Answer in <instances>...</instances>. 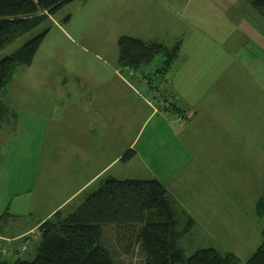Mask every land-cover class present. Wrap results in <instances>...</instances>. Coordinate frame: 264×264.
<instances>
[{
	"label": "rangeland",
	"instance_id": "374dc122",
	"mask_svg": "<svg viewBox=\"0 0 264 264\" xmlns=\"http://www.w3.org/2000/svg\"><path fill=\"white\" fill-rule=\"evenodd\" d=\"M125 1L74 0L0 51L1 58L45 31L32 62L15 68L4 93L9 110L20 114V125L15 132L11 125L5 134L0 130V216L6 210L21 212L26 218L23 222L13 215L7 218L0 245L24 243L16 235L42 214L43 208L35 210L38 203L45 205L38 200V192L44 188L36 186L37 180L40 183L55 168L54 177L65 181L62 191L69 193L99 171L116 151L121 156L132 148L136 153L97 175L68 208L80 203L105 177H155L181 199L180 204L195 219L192 230L178 240L183 255L212 246L244 261L264 238L263 217L257 211L258 199L264 200V18L247 0L133 2L143 5L140 13L131 10V16L136 22L157 18L166 45L178 36L187 53L189 46L195 49L196 73L205 76V84L195 90L199 104L213 97L230 116L244 117L250 136L242 139L227 130L222 134V149L215 151L208 147L207 134L196 126L181 143L177 131L191 115L184 116V121L182 115L173 112L169 118L165 111L170 102L161 91L171 87L162 83L165 76L154 73L159 56L140 71L119 65V29L114 24L109 29L112 20L105 24L100 19L107 20L112 8L120 15ZM92 91L97 93L93 98ZM89 96L91 100H87ZM93 100H103L101 119L109 120V129L116 124V130L91 137L88 151L78 153V138L91 125ZM200 106L207 109L211 105ZM237 139L241 147L236 149ZM92 141L96 148L89 151ZM80 143L84 147V138ZM217 162L223 170L221 177ZM51 163L56 166L48 168ZM61 193L48 196L46 203L57 201ZM30 208L36 212L34 216L25 212ZM183 225L180 216L178 227ZM35 231L22 234L34 236ZM101 242L115 264H142L137 243L129 253L119 250L113 226L102 228Z\"/></svg>",
	"mask_w": 264,
	"mask_h": 264
},
{
	"label": "trees",
	"instance_id": "16d2710c",
	"mask_svg": "<svg viewBox=\"0 0 264 264\" xmlns=\"http://www.w3.org/2000/svg\"><path fill=\"white\" fill-rule=\"evenodd\" d=\"M74 0H0V51L17 38L37 26L46 16L55 14ZM264 18V0H247ZM45 31L27 39L13 52L0 58V114L9 111L2 96L17 66L29 65L39 48ZM119 65L135 71L150 66L159 56L154 73L164 77L177 58L180 39L172 45L157 40H142L129 35L117 38ZM151 80L150 77H147ZM169 100L168 111L174 112L175 99ZM165 109V110H166ZM176 112L179 115L186 114ZM134 154L129 148L120 159ZM264 200L257 201V211L263 217ZM12 216L4 211L0 223ZM184 225L179 228V217ZM190 215L179 213L164 184L152 178L105 177L100 185L89 192L71 211L40 221L36 234L16 235L25 248L6 256L0 254V264H115L110 251L101 242L104 226H113L116 245L129 253L134 243L142 254V264H264V238L244 260L231 251L219 252L214 247H199L183 255L178 240L192 227ZM16 247V246H14Z\"/></svg>",
	"mask_w": 264,
	"mask_h": 264
},
{
	"label": "crops",
	"instance_id": "0c3cea01",
	"mask_svg": "<svg viewBox=\"0 0 264 264\" xmlns=\"http://www.w3.org/2000/svg\"><path fill=\"white\" fill-rule=\"evenodd\" d=\"M85 1L86 0H84V2ZM155 1L158 5H160V3L157 0H155ZM133 2H134V0L125 1L123 11L120 12V15L116 14V13L114 14L113 11H116L115 8L109 9L112 11H110L109 15L105 16L107 20L100 19V21L102 23L108 24V21L110 22L112 20L110 28L108 25L107 26L109 29H113V24H114L115 25L114 29H119L118 30L119 32L117 34L118 36L124 34V35L137 37V38H140L142 40H157V41L164 43V40H163L164 38L159 34L160 28L162 27V25L157 20V18L152 19V21L138 20L136 22L134 17L131 16V10L136 9V11H137L136 13H140V11L142 9V5H143L142 3H138L140 1H138L136 3H133ZM144 6L146 7V9L148 8L147 5H144ZM91 7H92V5H91ZM154 7L157 8V6H154ZM119 25H121V27H119ZM149 33H151V35H153V36H149ZM144 35H146V36H144ZM178 39H180V43H181L179 54H178L177 58L174 60V62L172 63L169 71L166 73L165 78L161 79L162 83H164L165 87H171V89L170 90L162 89L161 92L163 93V95H165L167 97H169V96L174 97V99H175L174 100L175 101V105H174L175 107L173 108L174 112L179 113V112L186 111L188 109L192 110L191 117L186 122V125L184 124L183 127H180L182 129L179 128L180 130L179 129H178V131L176 130L178 135L180 134V136H181L180 137L181 143L185 142L186 140L189 139V137H191V133H192L191 131L194 130L193 126L201 128V131H203V133L207 134V137L209 139V143H208L209 146L208 147L210 148V150L215 149V151H220L222 149V142L224 139V136L222 134L225 133L227 130H231L233 134L237 135V137H238V135H241L242 139H244V137L246 135L250 136V133H248V131L246 132V130H245L246 125H245V119H243L244 117L240 119L234 115L230 116L229 111L226 108H223V106L218 101H216L215 98L213 99V97H210L209 99L200 100L201 101L200 104H199L198 98H194L195 93H196L195 90L197 89V87L199 85L205 84V76L203 73H196L197 67H196L195 56L197 54H195V49H193L189 46V50L187 53V50L185 49L186 44H184L183 40L181 42L180 37H178V36L174 37L172 43ZM172 43L169 45H172ZM124 84L126 86H128L126 83H124ZM5 95L6 94H4L2 96V102L9 109H11L9 107L10 104L5 99V97H6ZM91 95L93 98L95 95H97V93L96 92L94 93L92 91ZM190 97H192V99H190ZM92 98L89 96L87 98V100H91ZM103 100H105V99H103ZM102 101L98 102V101L93 100V105L91 107L92 112L89 113L92 115L91 121L89 122V123H91V125L84 128V131H83L81 137L78 138V142L75 146L76 152H78V153L79 152L84 153V151H88V150H86V147L88 148V146L90 144L91 137H94L95 135L98 137L102 136V135L106 136L108 131H109V135H110L111 131L116 130V124L114 125L113 129H111L112 127L109 129V127H110L109 120L107 121L106 118L101 119L103 117V116H101L102 107H103ZM200 105H211V106L208 107L207 109H205ZM165 111H167L169 113V115H170L169 118H171V116L172 117L174 116V114H172L173 112L168 111V110H165ZM19 116H20V114L17 113V111L14 109H13V111L11 110L9 113L6 112L3 114H0V130H5V132H4V134H5L11 125V129H12L11 131L15 132L17 126L20 125V117ZM82 138H84V147L82 146V148H81L80 140ZM241 141H243V140H241ZM92 143H93V141H92ZM239 147H241V146H239L238 139H237L236 149ZM95 148H96V145L93 143V147H92V149H89V151H94ZM206 148H207V146H206ZM180 150H182V148ZM72 152H73V150H72ZM134 153H136V151H134ZM244 159H245V156L242 154L241 160H242L243 164H245ZM118 160H120V154H118L116 151L115 154L109 159V161L107 163H105L101 167V169L99 171H97L95 174L90 176L88 179H86L82 182H79V185L76 184V186L73 188V190L69 193H64V191H62L63 190V184H65V181H60V179H56L54 177L55 168L52 170L50 176L47 173L45 178L41 179L40 183L37 180L36 186H40L38 188H44L43 191L38 192L41 195V197L38 198V200L42 201V202L44 201L45 205L38 203L39 206L35 210L37 211L41 208H43L44 210L41 212L42 214L39 216V219L34 222V224H29V222H27V224L24 226L25 228L24 227H23L24 229L22 228L23 231L19 232V234H22V233L27 232L29 230L36 229V227L38 226L40 221H43L46 218L52 217L54 212H56V211H62L63 214H66L69 211H71L74 207H76L78 205L77 203H79V202H77L76 204H73L72 206H69V208H68V205L70 204V202L74 201L76 196H78L85 189H87L92 184L93 179L97 175H99L105 169L110 167L112 165V163L117 162ZM47 165H48V168L56 166L55 164L53 165L52 163L47 164ZM181 165H178V167H173V174L177 173V170L180 168ZM217 170L220 171V173L217 172V174H219V176L221 177L223 170H222L221 165L218 162H217ZM164 186H165V184H164ZM166 189H167V192L169 193L170 197L175 202V209L179 213H184V214L186 213V214L191 216V214L183 208L184 207V206H182L183 204L182 205L180 204L181 199H177L170 192L169 188L166 187ZM59 192H62V193L59 194L60 196L57 199V201L52 203L49 200V203L48 204L46 203L45 198H48V196L53 197L54 193H59ZM195 192H196V190H195ZM85 196H83V198ZM209 198H210V196H209ZM35 203L37 204V200H35ZM35 210L33 208H30V209H27L25 212L27 213L28 216H34V214L36 213ZM11 214L13 216H16L15 220L18 219V221H20V222H23L24 221L23 219L26 218L24 215H21L22 214L21 212H17V213L12 212ZM182 219L184 221V217H182ZM192 219H193L192 227H190L188 232L190 230H192V228L195 225V219L193 217H192ZM3 229L4 228H3L2 224L0 223V231L5 232ZM188 232H186V233H188Z\"/></svg>",
	"mask_w": 264,
	"mask_h": 264
},
{
	"label": "built area",
	"instance_id": "2783aa9c",
	"mask_svg": "<svg viewBox=\"0 0 264 264\" xmlns=\"http://www.w3.org/2000/svg\"><path fill=\"white\" fill-rule=\"evenodd\" d=\"M191 114H192V110L188 111L186 114L182 115L181 117H183V120L185 121L184 116L188 118ZM13 248L16 249L15 251H21L25 248V244L21 243L17 245L16 247L14 246L5 247L3 245H0V254L8 256L12 254V252L14 251Z\"/></svg>",
	"mask_w": 264,
	"mask_h": 264
}]
</instances>
